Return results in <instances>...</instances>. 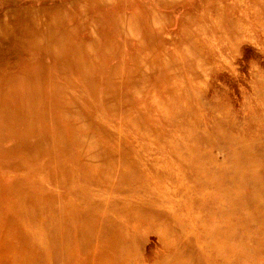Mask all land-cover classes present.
Wrapping results in <instances>:
<instances>
[{
  "label": "rangeland",
  "instance_id": "rangeland-1",
  "mask_svg": "<svg viewBox=\"0 0 264 264\" xmlns=\"http://www.w3.org/2000/svg\"><path fill=\"white\" fill-rule=\"evenodd\" d=\"M263 143L264 0H0V264H264Z\"/></svg>",
  "mask_w": 264,
  "mask_h": 264
},
{
  "label": "bare ground",
  "instance_id": "bare-ground-1",
  "mask_svg": "<svg viewBox=\"0 0 264 264\" xmlns=\"http://www.w3.org/2000/svg\"><path fill=\"white\" fill-rule=\"evenodd\" d=\"M73 3V2H72ZM64 6H67V5H64ZM68 7V6H67ZM65 9V8H64ZM65 11V10H64ZM63 12V11H62ZM68 13V12H67ZM66 17H67V15H66ZM59 23V22H58ZM3 25H5V24H3ZM3 25H1V28L3 27ZM22 25V24H21ZM57 25H59V24H57ZM7 26V25H6ZM6 26H5V28H6ZM35 26V25H34ZM60 26H62V25H60ZM39 27V26H38ZM4 28V27H3ZM31 28H33V27H31ZM42 28H44V27H42ZM51 28V27H50ZM8 29V28H7ZM24 29H26V28H24ZM30 29V28H29ZM28 29V30H29ZM34 30H35V28H33ZM41 29V28H40ZM49 29V27H47V30ZM2 30V29H1ZM4 30V29H3ZM38 30V29H37ZM50 30V29H49ZM30 31V30H29ZM40 31V30H39ZM41 31H43V29L41 30ZM75 31V30H74ZM31 32V31H30ZM34 32V31H33ZM32 33V32H31ZM36 34H37V32H35ZM45 33V32H44ZM48 33V35H50V33L49 32H47ZM52 33V32H51ZM67 33V32H66ZM71 33V32H70ZM74 32H72V34H73ZM36 34H34V35H36ZM41 34H42V32H41ZM71 34V35H72ZM38 35H39V32H38ZM55 36V35H54ZM59 36H60V34H59ZM67 36V35H66ZM34 37H36V36H34ZM45 38V36H42L41 38ZM74 37V36H73ZM30 38V37H29ZM32 39L31 40H33V37H31ZM49 38V37H48ZM48 38H47V40H48ZM58 38V37H57ZM60 38V37H59ZM75 38V37H74ZM97 38V37H96ZM36 39V38H35ZM46 39V38H45ZM56 39V38H55ZM63 39V41H64V38H62ZM66 39V38H65ZM39 40V39H38ZM59 40V39H58ZM40 41H41V39H40ZM42 41H44V39L42 40ZM42 41H41V43H42ZM57 41V40H56ZM61 42V41H60ZM89 42V41H88ZM92 42H94V41H92ZM43 43H45V42H43ZM82 43V42H81ZM81 43L79 44V45H81ZM87 43V42H86ZM85 43V44H86ZM36 44V43H35ZM38 44L40 45V43L38 42ZM37 44V45H38ZM46 44H48L47 42H46ZM45 44V45H46ZM64 44V43H63ZM68 44H69V42H68ZM83 44V43H82ZM89 44H92L91 42L89 43ZM94 44H96V42L94 43ZM93 44V45H94ZM109 44V43H108ZM84 45V44H83ZM112 45V44H111ZM48 46V45H47ZM50 46V45H49ZM48 46V48H51V47H49ZM56 46H58V45H56ZM66 46V45H65ZM105 46H107V45H105ZM61 47V46H60ZM63 47V46H62ZM67 47V46H66ZM89 47V46H88ZM93 47V46H92ZM110 47V46H109ZM45 48V47H44ZM91 48V47H90ZM89 48V49H90ZM84 49H86V48H84ZM88 49V50H89ZM50 50V49H49ZM75 50H78V49H75ZM46 51V50H45ZM86 51H87V49H86ZM48 52V51H47ZM55 52V51H54ZM61 52H64L63 50L61 51ZM75 52V51H74ZM76 52H78V51H76ZM79 53H81V51L79 50ZM58 56H59V53L57 52L56 53ZM61 54V53H60ZM68 54V53H67ZM67 54H65V55H67ZM63 55V54H62ZM61 56V55H60ZM66 59H68V58H66ZM65 61V60H64ZM70 61V60H69ZM67 62V61H66ZM72 62V61H71ZM63 63V62H62ZM6 80V79H5ZM7 82V81H6ZM29 94H31V93H29ZM1 96H3L2 94H1ZM2 98V97H1ZM264 144V143H263ZM264 148V147H263ZM243 154V153H242ZM245 154V153H244ZM241 158V157H240ZM264 162V161H263ZM239 164H241L240 163V161L238 162V166H239V169H241V173H242V177H247L248 175V173H247V171H245L243 168H241L242 166H240ZM262 174H264V171H263V173ZM233 181V180H232ZM231 181V182H232ZM252 185H253V187H252V190L254 189V191L252 192L253 194H254V196L258 199V198H263L264 197V181L263 182H260V183H258V182H252ZM11 196V195H10ZM243 205H245V203L243 204ZM242 205V206H243ZM246 206H247V204H246ZM254 206H258V205H254ZM105 222V221H104ZM103 222V223H104ZM82 223V222H81ZM101 223H102V221H101ZM105 224V223H104ZM100 225V224H99ZM149 225H150V223H149ZM264 229V228H263ZM172 230V229H171ZM57 233H55L54 235H56ZM130 234V233H129ZM132 235V234H131ZM129 237V236H128ZM263 238H264V236H263ZM128 239V238H127ZM131 240V239H130ZM129 241V240H128ZM132 241V240H131ZM263 241H264V239H263ZM132 243L133 244H135V242H133L132 241ZM118 244V239H114V243L112 244V246H114L115 248H119L120 249V251H121V253L122 254H124V247L123 246H120V245H117ZM96 245V244H95ZM96 247V246H95ZM114 247H113V249H114ZM139 247V246H138ZM214 248H215V250L216 251H218V248H217V246H213ZM112 249V250H113ZM139 249V248H138ZM136 257V256H135ZM114 258V254L112 253V259ZM136 258H134L133 260H135ZM134 262V261H133ZM132 262V263H133ZM117 263V262H116ZM226 263H227V261H226ZM134 264V263H133ZM137 264H141L140 262H137ZM143 264H145V263H143Z\"/></svg>",
  "mask_w": 264,
  "mask_h": 264
}]
</instances>
